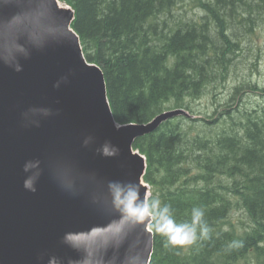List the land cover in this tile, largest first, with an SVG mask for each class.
Masks as SVG:
<instances>
[{
  "label": "trees",
  "instance_id": "obj_1",
  "mask_svg": "<svg viewBox=\"0 0 264 264\" xmlns=\"http://www.w3.org/2000/svg\"><path fill=\"white\" fill-rule=\"evenodd\" d=\"M75 12L83 53L105 77L120 125L169 109L177 117L133 145L146 158L148 200L177 223L204 211L207 238L177 247L156 231L150 264H264V86L230 83L264 0H59ZM234 80V79H233ZM263 100L234 107L244 95ZM246 215L247 224L235 221Z\"/></svg>",
  "mask_w": 264,
  "mask_h": 264
},
{
  "label": "water",
  "instance_id": "obj_2",
  "mask_svg": "<svg viewBox=\"0 0 264 264\" xmlns=\"http://www.w3.org/2000/svg\"><path fill=\"white\" fill-rule=\"evenodd\" d=\"M74 19L59 0H0V264H150L152 220L134 206L149 199L147 164L133 145L189 114L117 123Z\"/></svg>",
  "mask_w": 264,
  "mask_h": 264
},
{
  "label": "clouds",
  "instance_id": "obj_3",
  "mask_svg": "<svg viewBox=\"0 0 264 264\" xmlns=\"http://www.w3.org/2000/svg\"><path fill=\"white\" fill-rule=\"evenodd\" d=\"M27 171V168L25 169ZM25 187L32 191L31 181L25 182ZM134 205L139 211L146 214V218L154 221L156 231L167 237V243L172 246H190L198 239L207 238L209 227L204 220V211L200 207H194L191 212V222L177 223L173 218L172 209L169 205L161 204L159 199L140 200Z\"/></svg>",
  "mask_w": 264,
  "mask_h": 264
},
{
  "label": "rangeland",
  "instance_id": "obj_4",
  "mask_svg": "<svg viewBox=\"0 0 264 264\" xmlns=\"http://www.w3.org/2000/svg\"><path fill=\"white\" fill-rule=\"evenodd\" d=\"M243 47L245 54L240 57L238 68L233 75L230 83H234L236 79L244 80L247 76L253 82H256L260 86H264V15H261L257 19L254 31L251 34L248 31L240 30ZM234 79V80H233ZM256 102H263L255 94L244 95L241 100L234 106H243L244 104H255ZM235 221L238 222V226L242 227L241 222L247 224L249 220L246 215L241 211H237L235 214ZM241 264H258L255 260H249L248 262H242Z\"/></svg>",
  "mask_w": 264,
  "mask_h": 264
}]
</instances>
